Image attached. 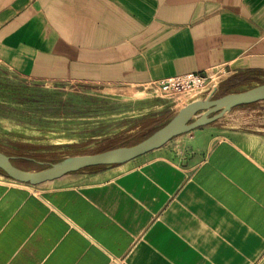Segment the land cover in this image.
<instances>
[{
  "label": "crops",
  "instance_id": "crops-1",
  "mask_svg": "<svg viewBox=\"0 0 264 264\" xmlns=\"http://www.w3.org/2000/svg\"><path fill=\"white\" fill-rule=\"evenodd\" d=\"M0 62L48 80L157 88L216 73L253 87L264 0H0ZM237 121L39 191L0 178V264H264V128Z\"/></svg>",
  "mask_w": 264,
  "mask_h": 264
},
{
  "label": "rangeland",
  "instance_id": "rangeland-1",
  "mask_svg": "<svg viewBox=\"0 0 264 264\" xmlns=\"http://www.w3.org/2000/svg\"><path fill=\"white\" fill-rule=\"evenodd\" d=\"M224 75L183 80L163 90L33 78L0 62V151L10 156L16 167L38 171L76 155L133 145L168 123L184 106L242 91L255 83L231 87L222 81ZM232 114L222 108L203 111L187 122L203 117L204 125L221 137L228 136L244 115L251 117L254 127L264 128V100L236 105ZM237 141L253 148V142L244 136ZM0 175L7 183L32 191H39L44 184Z\"/></svg>",
  "mask_w": 264,
  "mask_h": 264
},
{
  "label": "water",
  "instance_id": "water-1",
  "mask_svg": "<svg viewBox=\"0 0 264 264\" xmlns=\"http://www.w3.org/2000/svg\"><path fill=\"white\" fill-rule=\"evenodd\" d=\"M259 100H264V83L242 91L229 92L214 99L193 102L180 109L168 123L133 145L119 146L93 154L76 155L38 171L16 167L11 162V157L0 151V170L16 181L36 185L84 168L123 163L162 146L184 130L204 125L206 120L203 117L187 122L196 113L203 111L212 113L221 108L227 110L235 105Z\"/></svg>",
  "mask_w": 264,
  "mask_h": 264
},
{
  "label": "built area",
  "instance_id": "built-area-1",
  "mask_svg": "<svg viewBox=\"0 0 264 264\" xmlns=\"http://www.w3.org/2000/svg\"><path fill=\"white\" fill-rule=\"evenodd\" d=\"M216 73L210 74L209 76H199L198 74H187L184 76H174V77H168L159 82V87L163 90L176 86L183 80H186L187 82L192 81L194 82L195 80H201V78H212L215 76Z\"/></svg>",
  "mask_w": 264,
  "mask_h": 264
},
{
  "label": "trees",
  "instance_id": "trees-1",
  "mask_svg": "<svg viewBox=\"0 0 264 264\" xmlns=\"http://www.w3.org/2000/svg\"><path fill=\"white\" fill-rule=\"evenodd\" d=\"M0 172L3 173L1 170H0ZM3 174H5V173H3ZM5 175H6V174H5Z\"/></svg>",
  "mask_w": 264,
  "mask_h": 264
},
{
  "label": "bare ground",
  "instance_id": "bare-ground-1",
  "mask_svg": "<svg viewBox=\"0 0 264 264\" xmlns=\"http://www.w3.org/2000/svg\"><path fill=\"white\" fill-rule=\"evenodd\" d=\"M14 180V179H13ZM16 181V180H15Z\"/></svg>",
  "mask_w": 264,
  "mask_h": 264
}]
</instances>
